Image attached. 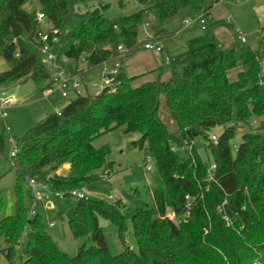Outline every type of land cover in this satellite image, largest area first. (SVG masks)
Masks as SVG:
<instances>
[{"label":"trees","instance_id":"1","mask_svg":"<svg viewBox=\"0 0 264 264\" xmlns=\"http://www.w3.org/2000/svg\"><path fill=\"white\" fill-rule=\"evenodd\" d=\"M30 1L0 0V58L9 64L0 72V87L33 79L43 90L52 88L54 69L43 62L40 50L43 29L58 30L52 50L66 73L83 81L79 62L84 61L88 70L106 65L117 74L112 76L115 90L110 85L92 94L87 88L17 141L11 156L16 212L0 220L6 257L28 231L20 264H264V26L258 47L248 48L239 63L234 49H220L213 32L227 23H206L203 33L187 40L183 53L169 55L167 80L160 78V67L158 78L145 82V73L129 76L124 68L145 48L139 25L152 23L151 41L162 43L171 35L164 27L167 20L183 8L208 15L211 6L205 7V0H139L143 8L114 19L106 16L109 0H36L39 7L28 9ZM39 12L45 16L42 23ZM162 99L173 128L161 117ZM255 119L260 126L253 128ZM217 127L223 130L213 141L210 135ZM117 128L139 133L134 146L152 157L155 207L137 208L132 216L136 251L126 245L127 217L119 208L102 199L75 198L69 235L83 243L70 256L42 217L24 205L23 186L29 179L55 195L74 198L72 190L102 179L104 170L111 173L109 149L92 142ZM238 131H243L241 141L233 145ZM197 138L204 141L205 155ZM184 141L186 157L171 150ZM117 204L126 207L121 199ZM169 211L180 222L166 218ZM100 219L117 228L125 247L119 254L110 252Z\"/></svg>","mask_w":264,"mask_h":264},{"label":"rangeland","instance_id":"2","mask_svg":"<svg viewBox=\"0 0 264 264\" xmlns=\"http://www.w3.org/2000/svg\"><path fill=\"white\" fill-rule=\"evenodd\" d=\"M109 2L110 7L106 11V16L110 19L130 15L144 7V4L139 0H124L123 6L119 4L118 0H109ZM211 5L215 6L213 13L216 14V17L225 18L229 15L231 18V23L225 21L227 22L225 27L228 32L230 31V34L227 35L223 32L219 37L220 49H225L223 48L225 46L227 49H234L235 57L241 63L248 48L255 50L258 47L259 29L261 30L264 26V0H205V7ZM26 6L28 9L39 7L36 0L28 2ZM203 17L207 24L216 22L213 21L214 19H210L207 14ZM185 20L188 22L186 23ZM200 20L201 14L191 8H183L167 20L164 27L171 35L162 42V45L171 57L183 53L186 50L187 40L204 32ZM238 30L243 35L239 34ZM138 31L139 39L143 43L151 41L154 34L152 23L140 24ZM243 37L245 41H242ZM8 67V62L0 58V72L7 70ZM79 67L85 72L83 81H81L83 82L82 95L87 92L84 86H87L88 92L92 94L104 86L103 80L108 68L106 65L88 70L86 62L80 61ZM160 67H163L160 78L167 80L171 74L169 64L164 58L157 56L154 50L145 48L140 49L124 63L128 75L134 76L145 72L150 79L154 80L159 76L158 68ZM66 70L68 69L66 68ZM240 70L242 67L232 70L230 76L235 77ZM96 82L98 87H93ZM9 97H13L15 103L5 108L6 117H2L0 112V220L6 216L14 215L16 212L18 196L16 176L11 168V152L15 149L17 141L48 114L60 111L77 95L71 92L68 97H63L58 87L43 90L42 85L37 84L33 79H28L7 87H0V104ZM160 114L168 126L173 128L174 125L163 99ZM259 126V119L252 121L253 128ZM222 130L223 127H217L214 129V133L218 134ZM242 134L243 131H238L236 138L232 141L233 145L239 144ZM139 138V133L125 132L123 128L113 129L96 137L92 142L93 146L109 149L107 161L112 163L113 168L110 174L108 170L101 172L100 178L102 179L89 182L79 189L80 192L85 193L87 198L106 200L126 215V245L132 246L136 251L138 248L132 233V216L137 208L155 207L154 196L157 188L156 168L153 161L150 163L146 159L145 150L133 144ZM196 145L199 151L205 155L202 138L196 139ZM181 146L182 144L177 146V153L186 157L187 154L181 149ZM149 166L150 169H148ZM64 168L68 169L65 165ZM22 193L24 205L31 209L35 204V212L42 217L49 234L59 247L70 256H75L79 246L83 243L82 240H75L69 235L68 223L74 216L76 199L59 198L51 192L48 186L39 182L25 184ZM118 199H121L125 204V208L118 206ZM47 200L53 202L52 207L45 206ZM53 222L54 226H50ZM100 225L106 236L110 252L112 254L122 252L125 247L119 238L117 228L104 219H100ZM27 240L28 231H25L21 243L15 247L9 259L4 253V249L7 247L5 237L0 233V264H20V255Z\"/></svg>","mask_w":264,"mask_h":264},{"label":"built area","instance_id":"3","mask_svg":"<svg viewBox=\"0 0 264 264\" xmlns=\"http://www.w3.org/2000/svg\"><path fill=\"white\" fill-rule=\"evenodd\" d=\"M37 19H38V22L42 23L45 19V16H44V13L42 12H39L38 13V16H37ZM201 24H202V27L203 29L206 28V20L204 19L203 17V14H201ZM185 22L187 23L188 21L185 20ZM239 34L243 35V33L238 30L237 31ZM57 33H58V30L57 29H52V30H46V29H43L39 32V38H40V41H41V53H42V59H43V62L47 65V66H50L52 67V69H54V72L52 73V83H53V86L52 88L54 87H58L60 90H61V93H62V96L63 97H68L69 93H75L77 96L78 95H82V92H81V88L83 87V82H81L80 78L76 75H71V74H68L66 73L62 68L59 67V65L57 64L56 62V55L54 54L53 50H52V46H53V43H56L58 41V38H57ZM242 41H245L244 37L242 38ZM145 48L148 49V50H154V52L156 53L157 56H160L162 58H164V60L168 63L170 61V56L167 52H165L164 50V47L162 45L161 42H152V41H148L145 43ZM119 49L121 50L122 47L120 46ZM117 74V69L116 68H107L106 70V74H105V77H104V80H103V84L104 86L96 91L94 94H98L99 92H101V90L105 87V86H112V90H115L114 89V86H113V78L112 76L113 75H116ZM93 87H98V83H94L93 84ZM85 90L87 89L86 86H84ZM15 102V99L13 97H9L5 100H3V102L0 104V112H1V115L2 117H6L7 113L5 111V108L11 104H13ZM217 134L216 133H212L210 135V138L211 140L213 141H216L217 140ZM188 143L186 141H184V143L182 144L181 146V149L184 151L187 147H189L187 145ZM177 146L178 145H173L171 147V150L172 151H176L177 150ZM16 152V147L15 149L11 152V156H13ZM146 159L152 163V157L147 155L146 156ZM151 167L149 166L148 169H150ZM215 169V165H211L210 166V173L212 172V170ZM27 182L29 184L32 183L31 180L27 179ZM70 195L74 198H87L85 193L83 192H80L79 190H72L70 192ZM57 197L59 198H64V194L63 193H58L56 194ZM35 200H37L35 198ZM187 200H188V203H187V206H190V198L187 196ZM31 212L32 214L35 213V204L32 206L31 208ZM166 218L170 219V220H173V221H178L180 222V220L177 219V215L174 211H169L167 214H166ZM54 223H52L51 225H53Z\"/></svg>","mask_w":264,"mask_h":264},{"label":"crops","instance_id":"4","mask_svg":"<svg viewBox=\"0 0 264 264\" xmlns=\"http://www.w3.org/2000/svg\"><path fill=\"white\" fill-rule=\"evenodd\" d=\"M215 7V6H214ZM214 7L211 5V8H210V10H209V12H208V16H210V19H214L213 21H228V22H230L231 23V18H230V16L228 15V16H226L225 18H221V17H216V14L215 13H213V9H214ZM227 23V22H226ZM226 26H227V24H225ZM225 25H217V26H215L214 28H213V32H214V35H215V37H216V40L219 42L220 40H219V37H221V33H226L227 35H229L230 33V31L228 32V29H226V27H225ZM202 30H204L203 29V27H202ZM259 32H260V29H259ZM200 35V34H199ZM228 38H229V36H228ZM225 46V45H224ZM223 48H225V49H227V47L225 46V47H223ZM165 49V48H164ZM166 51V50H165ZM70 64H72V62H69ZM80 68V67H79ZM145 73V72H144ZM144 73H140V74H144ZM140 74H136V75H140ZM146 74V73H145ZM129 76H132V74H129ZM135 76V75H134ZM142 80L143 81H153L154 79H150V77L149 76H147V74L142 78ZM15 103V102H14ZM13 103V104H14ZM45 206H47V207H52L53 206V202L51 201V200H47L46 202H45ZM54 223V222H53ZM52 224V223H51ZM50 224V226H54V224L53 225H51Z\"/></svg>","mask_w":264,"mask_h":264},{"label":"water","instance_id":"5","mask_svg":"<svg viewBox=\"0 0 264 264\" xmlns=\"http://www.w3.org/2000/svg\"><path fill=\"white\" fill-rule=\"evenodd\" d=\"M65 166H66L67 168H69V167H70V165H69V164H66Z\"/></svg>","mask_w":264,"mask_h":264}]
</instances>
